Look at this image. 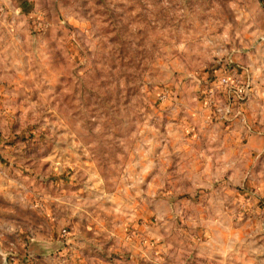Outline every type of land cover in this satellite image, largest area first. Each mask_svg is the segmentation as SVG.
<instances>
[{"label": "rangeland", "instance_id": "obj_1", "mask_svg": "<svg viewBox=\"0 0 264 264\" xmlns=\"http://www.w3.org/2000/svg\"><path fill=\"white\" fill-rule=\"evenodd\" d=\"M0 138V264H264V0H0Z\"/></svg>", "mask_w": 264, "mask_h": 264}, {"label": "built area", "instance_id": "obj_2", "mask_svg": "<svg viewBox=\"0 0 264 264\" xmlns=\"http://www.w3.org/2000/svg\"><path fill=\"white\" fill-rule=\"evenodd\" d=\"M210 88L208 90V98L210 103L216 108L215 114L219 117V121L230 123L235 118V108L240 106L242 102L246 101L249 97L250 89L243 84L239 79H230L229 77L218 76L215 79L209 81ZM222 90L225 98L224 106H220L215 101V95L217 90ZM3 138H0V147L3 146ZM63 237H68L70 232L68 229L61 231Z\"/></svg>", "mask_w": 264, "mask_h": 264}]
</instances>
